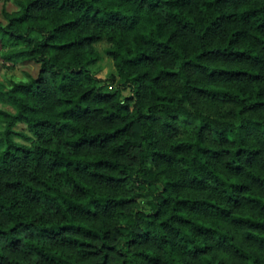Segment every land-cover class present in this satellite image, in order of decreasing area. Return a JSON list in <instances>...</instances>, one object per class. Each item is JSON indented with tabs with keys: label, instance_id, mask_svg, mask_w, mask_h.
Segmentation results:
<instances>
[{
	"label": "trees",
	"instance_id": "obj_1",
	"mask_svg": "<svg viewBox=\"0 0 264 264\" xmlns=\"http://www.w3.org/2000/svg\"><path fill=\"white\" fill-rule=\"evenodd\" d=\"M2 14L1 58L37 64L0 89L13 107L0 108V242L33 256L8 264H124L109 252L130 245L144 264H223L215 242L227 264H264L230 230L264 248V0H15ZM101 37L112 90L87 67ZM131 147L157 165L136 209L118 190Z\"/></svg>",
	"mask_w": 264,
	"mask_h": 264
},
{
	"label": "rangeland",
	"instance_id": "obj_2",
	"mask_svg": "<svg viewBox=\"0 0 264 264\" xmlns=\"http://www.w3.org/2000/svg\"><path fill=\"white\" fill-rule=\"evenodd\" d=\"M12 10L15 8V0H0V22L4 23L5 18L3 17L2 10ZM107 41L104 37L99 38L92 42V46L98 50V57L91 63L87 65L90 72L96 78V86L101 90H112L117 86L116 82V72L112 63V59L103 52L104 46L107 45ZM37 71V64L31 60L16 59L14 61H6L0 56V89H4L10 85L12 81H18L27 78L28 75H35ZM133 90L131 86H125L120 88L119 95L120 98L124 96L131 97ZM0 108L13 111V107L0 95ZM3 128V123L0 122V131ZM15 130H18L27 136L31 137V134L26 129L25 124L21 121L15 122L13 125ZM15 140L28 142L27 138L21 136H13ZM2 144L0 143V147ZM123 162L127 164L126 170L129 172L128 180L118 187V190L126 194H132L133 197L125 204L126 209H136L145 206V199L149 195V187L147 186V179H152L154 176L157 165L151 161L149 155H147V150L145 147H131L129 152L123 157ZM185 192L192 194H202L205 188H183ZM233 233V239L240 243L241 245L253 249L262 260H264V248L258 246L250 241L241 237V233L238 230L230 227ZM47 243L50 240L44 239ZM141 246V245H139ZM152 246V244H150ZM135 246L130 245L128 249L124 250L121 254H114L109 252V261L112 262L115 256L118 258L124 257V264H144L141 260L136 257L134 252ZM181 249H179L180 251ZM0 251L4 254L5 260L1 264H8V259H21L29 261L33 259V256L23 250V249H13L9 248L4 243L0 242ZM213 253L216 257H219L223 264H227L233 255L228 250L225 244L214 243L212 247L208 250ZM98 255H88L79 259L81 264H93L97 261Z\"/></svg>",
	"mask_w": 264,
	"mask_h": 264
}]
</instances>
